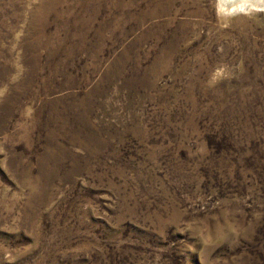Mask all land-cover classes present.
<instances>
[{
	"label": "rangeland",
	"instance_id": "1",
	"mask_svg": "<svg viewBox=\"0 0 264 264\" xmlns=\"http://www.w3.org/2000/svg\"><path fill=\"white\" fill-rule=\"evenodd\" d=\"M0 264H264V0H0Z\"/></svg>",
	"mask_w": 264,
	"mask_h": 264
},
{
	"label": "bare ground",
	"instance_id": "2",
	"mask_svg": "<svg viewBox=\"0 0 264 264\" xmlns=\"http://www.w3.org/2000/svg\"><path fill=\"white\" fill-rule=\"evenodd\" d=\"M222 1H223V3H225V4H227V5L231 6V7H233V6H239L241 4H245V3L250 2V1L255 2V3L258 2V1L260 2L261 0H222Z\"/></svg>",
	"mask_w": 264,
	"mask_h": 264
}]
</instances>
